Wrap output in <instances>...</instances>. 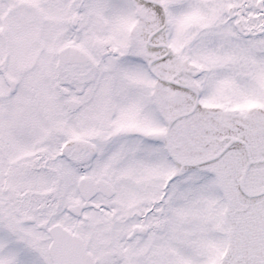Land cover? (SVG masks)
<instances>
[{"label": "snow or ice", "instance_id": "snow-or-ice-1", "mask_svg": "<svg viewBox=\"0 0 264 264\" xmlns=\"http://www.w3.org/2000/svg\"><path fill=\"white\" fill-rule=\"evenodd\" d=\"M0 264H264V0H0Z\"/></svg>", "mask_w": 264, "mask_h": 264}]
</instances>
